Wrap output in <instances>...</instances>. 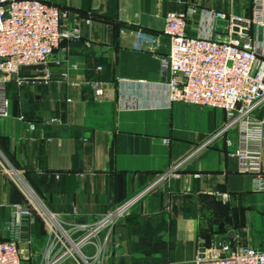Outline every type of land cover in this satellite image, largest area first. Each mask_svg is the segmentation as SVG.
Segmentation results:
<instances>
[{"label":"crops","instance_id":"0c3cea01","mask_svg":"<svg viewBox=\"0 0 264 264\" xmlns=\"http://www.w3.org/2000/svg\"><path fill=\"white\" fill-rule=\"evenodd\" d=\"M43 1L66 10L63 27L78 25L80 34L62 40L48 58L47 84L32 67L5 78L0 239L19 241L35 264L44 245L36 252L26 238L41 237L40 218L25 224L13 208L29 204L28 192L60 221L88 223L181 163L176 176L113 226L103 264H193L200 239L204 249L231 242L264 251V192L252 191L250 177L230 155L235 131L201 147L224 124L225 113L167 104L157 58L167 52L161 30L168 12L196 9L187 21L189 35L202 33V11L208 19L213 14L214 35L221 37L229 20L251 22L256 0ZM247 38L258 52L253 75L264 79V27L251 24ZM93 78L110 82L101 102L92 100ZM254 117L263 122L264 167V102Z\"/></svg>","mask_w":264,"mask_h":264},{"label":"built area","instance_id":"2783aa9c","mask_svg":"<svg viewBox=\"0 0 264 264\" xmlns=\"http://www.w3.org/2000/svg\"><path fill=\"white\" fill-rule=\"evenodd\" d=\"M195 13L194 7H187L184 11H170L164 18L161 34L167 39L168 47L166 54L157 58L165 76L167 104L180 102L223 111L224 124L201 147L234 130L236 145L230 155L235 158L238 171L250 177L252 191L264 192L263 122L254 117L264 102V79L253 75L257 49L243 33L245 29L233 24V19L229 20L224 36H215L214 15L210 14L208 19V12L201 13L206 15L202 33L189 35L187 21ZM66 17V10L43 0H0V75L3 76L0 78V117L7 116L6 79L18 75L21 67H32L41 71V80L47 84L50 80L48 58L59 49L62 40L79 37L78 25L71 29L63 27ZM246 23L248 31L251 24L264 27L262 0L255 1L252 20ZM54 63L60 65L58 61ZM96 70L100 71L101 67ZM61 76L66 80V73ZM24 81L16 78L17 85ZM109 86L110 82L90 79L92 100L101 102ZM28 130L33 131L34 125L29 124ZM180 167L181 163L175 164L142 190L88 223L62 222L29 198L26 207L13 206L25 224H32L36 216L48 229L44 250L35 264H103L113 226L158 184L170 175L176 176ZM31 258L28 248L21 247L19 241L0 239V264H34ZM193 264H264V251L220 242L201 253L197 251Z\"/></svg>","mask_w":264,"mask_h":264},{"label":"rangeland","instance_id":"374dc122","mask_svg":"<svg viewBox=\"0 0 264 264\" xmlns=\"http://www.w3.org/2000/svg\"><path fill=\"white\" fill-rule=\"evenodd\" d=\"M24 187V189H25V191H27L28 192V189L25 187V185L23 186ZM27 189V190H26ZM25 193V192H24ZM137 193V192H136ZM136 193H134V194H136ZM27 194V193H26ZM28 195H29V199H30V201L34 204V205H38V204H40L39 203V200L37 199V198H35L32 194H30L29 192H28ZM133 195V194H132ZM128 198V197H127ZM125 200V199H124ZM38 225L41 227V228H43V234L41 235V237L39 238V237H37V238H35V239H27L26 237H28L27 235L24 237V238H26V240L28 241L29 240V243H30V245H31V250H35L36 252H40V249L42 248V246L44 245L45 246V244H44V240H45V237H46V240H47V238H48V236H49V233H48V229H47V227H46V224L43 222V220H39V223H38ZM46 227V228H45ZM44 246H43V249L42 250H44ZM39 249V250H38ZM41 250V251H42ZM261 250V249H260Z\"/></svg>","mask_w":264,"mask_h":264},{"label":"water","instance_id":"95a60500","mask_svg":"<svg viewBox=\"0 0 264 264\" xmlns=\"http://www.w3.org/2000/svg\"><path fill=\"white\" fill-rule=\"evenodd\" d=\"M233 24L243 27L245 29V30H243L244 34L247 35L249 33V31L247 30V23L245 21L238 20V19L235 18V19H233ZM263 171H264V167H263ZM203 250H204V242H203L202 239H200L199 240V250L198 251L201 253V252H203Z\"/></svg>","mask_w":264,"mask_h":264}]
</instances>
